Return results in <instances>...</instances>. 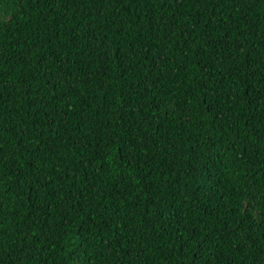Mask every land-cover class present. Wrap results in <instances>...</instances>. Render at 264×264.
<instances>
[{
  "label": "trees",
  "instance_id": "trees-1",
  "mask_svg": "<svg viewBox=\"0 0 264 264\" xmlns=\"http://www.w3.org/2000/svg\"><path fill=\"white\" fill-rule=\"evenodd\" d=\"M0 264H264V0H0Z\"/></svg>",
  "mask_w": 264,
  "mask_h": 264
}]
</instances>
